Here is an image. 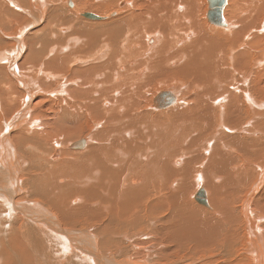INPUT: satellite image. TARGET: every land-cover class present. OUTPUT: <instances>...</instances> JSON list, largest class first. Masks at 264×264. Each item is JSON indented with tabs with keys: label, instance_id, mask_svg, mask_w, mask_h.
<instances>
[{
	"label": "bare ground",
	"instance_id": "obj_1",
	"mask_svg": "<svg viewBox=\"0 0 264 264\" xmlns=\"http://www.w3.org/2000/svg\"><path fill=\"white\" fill-rule=\"evenodd\" d=\"M1 2L0 264H264V0Z\"/></svg>",
	"mask_w": 264,
	"mask_h": 264
},
{
	"label": "water",
	"instance_id": "obj_2",
	"mask_svg": "<svg viewBox=\"0 0 264 264\" xmlns=\"http://www.w3.org/2000/svg\"><path fill=\"white\" fill-rule=\"evenodd\" d=\"M227 1L228 0H209V11L207 17L212 24L224 23L223 12H224V8L227 5ZM89 16H90L89 18H94L91 15ZM173 99L174 98L172 96L166 93H160L158 97L155 99V103L157 106L166 107L172 103ZM83 146L84 144L82 142L74 144L75 148H82ZM197 200L199 203L203 205H207L206 195L204 190L199 191V193L197 194Z\"/></svg>",
	"mask_w": 264,
	"mask_h": 264
},
{
	"label": "rangeland",
	"instance_id": "obj_3",
	"mask_svg": "<svg viewBox=\"0 0 264 264\" xmlns=\"http://www.w3.org/2000/svg\"><path fill=\"white\" fill-rule=\"evenodd\" d=\"M109 1H112V0H109ZM250 0H248V2H249ZM73 2V1H72ZM9 3V2H8ZM130 2H125L124 4H129ZM241 4H244V5H247L248 3H243V2H241ZM9 5H10V7L12 8V9H14L15 7H13L14 5L12 4V3H9ZM65 7V6H64ZM128 7V5H126V6H124L123 8H118L119 10H121L122 11V9L124 10V9H126ZM4 8H5V3L4 2H1V0H0V13H2L3 12V10H4ZM202 9H203V6H202ZM16 10V9H15ZM30 9H27L26 10V12H24L22 9L20 10V15L22 16V17H27V13H28V11H29ZM120 11V12H121ZM87 12V11H86ZM202 18H204V15L202 16ZM203 20V19H202ZM204 21V20H203ZM205 21H206V19H205ZM153 44V43H152ZM151 45V44H150ZM155 89H157V87L155 88ZM185 91L183 90V91H181V93H182V95H183V93H184ZM47 101V100H46ZM51 103L49 102V105H50ZM51 106V105H50ZM48 112H49V110H47ZM17 116V111L15 110L14 112H13V114L12 115H10V118L8 117V119H10L11 120V116H12V118H15L16 116ZM42 117L44 118V119H46V116H45V114H44V116L42 115ZM66 123L67 124H70V123H73V121L70 119V120H67L66 121ZM262 125V124H261ZM262 126H264V125H262ZM97 129H101V127L99 126ZM259 131H264V128H260V130ZM52 139H54V137L52 138ZM51 139V140H52ZM51 140H50V145H48V149L51 147ZM47 149V150H48ZM253 162L254 164H256V165H259L260 167H263V166H261V163H263V162H260V163H258V162H256L253 158H250L249 160H248V162ZM37 167H39V166H37ZM248 167V166H247ZM236 168L237 169H239L240 168V166H236ZM41 170H39L38 172H40ZM252 187H253V185L250 187L249 186V190L248 191H245V193H244V195L241 197V202L239 203V204H237L236 205V209H239L241 206H242V203H243V201L245 200V198L247 197V195L251 192V190H252ZM201 189V188H200ZM199 191V190H198ZM199 192H196V194H198ZM258 195V198L260 197V194H257ZM196 197V196H195ZM254 201H256V199H254ZM256 203H257V201H256ZM262 205V208H263V210H264V201L261 203ZM259 206H260V204H259ZM261 208V207H260ZM260 210L261 209H259V212H260ZM189 257H191V255L189 256L188 255V257L187 258H189ZM176 258H177V256H176ZM196 259L197 258V256H192L190 259ZM228 258L229 257H225V261H227L228 260ZM194 262H197V261H194ZM201 262H207V261H201ZM169 264H172L171 262H168Z\"/></svg>",
	"mask_w": 264,
	"mask_h": 264
}]
</instances>
